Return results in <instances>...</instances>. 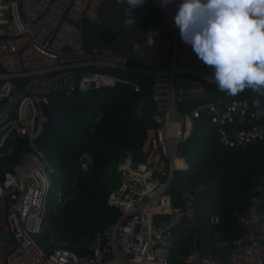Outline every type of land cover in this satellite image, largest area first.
<instances>
[{
	"label": "built area",
	"instance_id": "obj_1",
	"mask_svg": "<svg viewBox=\"0 0 264 264\" xmlns=\"http://www.w3.org/2000/svg\"><path fill=\"white\" fill-rule=\"evenodd\" d=\"M179 3L172 0L165 7L160 0H145L132 9L135 22L128 26L127 5L115 0H0V144L18 135L29 148L0 177V264H173L167 254L175 230L186 219H196L195 194L182 186L175 192L172 184L177 171L190 168L183 147L198 118L207 116L222 145L245 148L264 142V96L249 88L235 97L220 95L213 69L198 59L175 26ZM86 21L111 37L87 47ZM136 44L140 47L134 50ZM135 74L152 78L156 108L145 129L141 159L128 155L116 164V185L107 203L119 216L106 229L82 237L78 251L46 250L40 235L50 209L47 163L37 147L48 122L44 101L55 92L121 83L140 91ZM92 164L91 154L83 152L76 168L86 172ZM259 189L237 213L238 239L223 237L215 226L221 216L213 214L212 242L201 246L195 238L185 264H264ZM62 204L60 198L52 216Z\"/></svg>",
	"mask_w": 264,
	"mask_h": 264
},
{
	"label": "trees",
	"instance_id": "obj_2",
	"mask_svg": "<svg viewBox=\"0 0 264 264\" xmlns=\"http://www.w3.org/2000/svg\"><path fill=\"white\" fill-rule=\"evenodd\" d=\"M84 37L86 46L92 47L111 35L86 21ZM132 77L141 84L140 91L121 83L71 94L51 93L43 103L48 122L37 139V147L47 165L59 174L64 202L55 216L51 206L45 217L47 223L40 239L46 250L66 247L78 251L82 237L106 229L119 216L120 211L107 203L110 188L116 185V164L128 155L141 159L145 129L151 125L137 118L135 107L139 100L152 95V78L138 74ZM183 148L190 168L177 171L172 189L178 192L182 186L195 194L196 219H186L175 230L167 254L173 264H185L195 238L201 246L212 242L213 214L221 216L215 226L222 230L223 237L237 240L242 233L237 213L247 208L248 197L258 186L264 209V142L245 148L222 145L214 125L202 115ZM28 150L27 139L18 135L0 144V177L23 160ZM83 152L90 153L93 159L86 172L76 168Z\"/></svg>",
	"mask_w": 264,
	"mask_h": 264
},
{
	"label": "clouds",
	"instance_id": "obj_3",
	"mask_svg": "<svg viewBox=\"0 0 264 264\" xmlns=\"http://www.w3.org/2000/svg\"><path fill=\"white\" fill-rule=\"evenodd\" d=\"M115 3L127 5L125 24L131 26L132 9L145 0ZM160 3L166 7L172 0ZM174 23L181 39L213 69L220 91L235 97L249 88L264 96V0H180ZM147 43H155L152 35Z\"/></svg>",
	"mask_w": 264,
	"mask_h": 264
},
{
	"label": "rangeland",
	"instance_id": "obj_4",
	"mask_svg": "<svg viewBox=\"0 0 264 264\" xmlns=\"http://www.w3.org/2000/svg\"><path fill=\"white\" fill-rule=\"evenodd\" d=\"M221 96L226 97L227 93L219 92ZM238 96V95H237ZM45 174L48 182V193L46 196V200L49 206L54 207L59 203L60 200V188H59V174L58 172L49 167L48 165L45 166Z\"/></svg>",
	"mask_w": 264,
	"mask_h": 264
},
{
	"label": "water",
	"instance_id": "obj_5",
	"mask_svg": "<svg viewBox=\"0 0 264 264\" xmlns=\"http://www.w3.org/2000/svg\"><path fill=\"white\" fill-rule=\"evenodd\" d=\"M156 108V102L151 96L139 100L135 107V114L142 121H150L153 118Z\"/></svg>",
	"mask_w": 264,
	"mask_h": 264
}]
</instances>
